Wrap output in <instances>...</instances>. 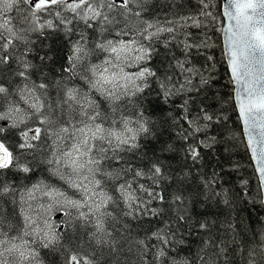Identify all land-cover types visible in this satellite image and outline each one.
I'll use <instances>...</instances> for the list:
<instances>
[{
    "label": "snow or ice",
    "instance_id": "6c2138e0",
    "mask_svg": "<svg viewBox=\"0 0 264 264\" xmlns=\"http://www.w3.org/2000/svg\"><path fill=\"white\" fill-rule=\"evenodd\" d=\"M158 3L167 9L163 18L154 11ZM184 8L183 0H0V121L5 122L0 125V176L8 171L31 173L27 155L35 158L37 148L46 147L49 151L40 162L72 193L43 183L17 189L14 182L0 179V202L13 206L11 212L0 207V264H45L42 250L58 257L57 264H126L125 245L127 252L133 251L131 222L143 216L158 218L163 208L151 205L164 204L165 197L156 188L164 182L184 184L190 175L187 164L188 172H173L156 154L153 142H160V153L177 152L174 143L161 138L179 125L180 151L192 165L202 161L203 148L217 143L208 129L227 117L210 112L203 103L195 114L191 107V93H200L212 79L191 66V57L202 55L200 49L209 45L203 39L196 42L188 31L206 27L202 17H215L208 11V0H198L195 12L185 13ZM13 12L16 16L10 15ZM223 14L229 21V67L240 118L264 179V0H225ZM61 35L69 54L61 78L50 84L43 68L54 57L49 52L41 55L35 45L40 37ZM173 46L182 58L171 51ZM161 48L171 60L158 74L151 63ZM77 78L84 86H69ZM194 78L197 87L192 86ZM153 81L158 85L156 99L150 98ZM176 97H182L179 115L164 108ZM10 132L17 137L14 146L8 143ZM145 157L146 169L133 162ZM201 182L205 200L221 195L212 187L215 174ZM37 193L47 203L34 206ZM186 199L179 191L169 202L179 213L177 229L192 220L187 209L180 211ZM53 211L67 219L53 224ZM10 216L19 217V223ZM193 226L210 228L207 220L193 221ZM176 234L166 222L146 239L136 240L140 259L147 264L151 254L154 264H190L169 256L174 244L183 243ZM153 240L157 243L150 244ZM261 240L264 261V236ZM227 251L220 247L213 264L227 260ZM256 254L249 251L248 264H256Z\"/></svg>",
    "mask_w": 264,
    "mask_h": 264
},
{
    "label": "trees",
    "instance_id": "16d2710c",
    "mask_svg": "<svg viewBox=\"0 0 264 264\" xmlns=\"http://www.w3.org/2000/svg\"><path fill=\"white\" fill-rule=\"evenodd\" d=\"M183 2L185 4V13L195 12L198 8V0H183ZM208 2L210 3L208 11L213 13L215 19L202 17L201 19L207 26L201 29L192 28L188 31L192 32L193 40L199 42L203 39L209 45L207 48L200 49V52L203 53L202 55H192L191 66L200 69L205 77L211 76L212 79L209 87L200 93H196L195 91L191 93L194 100L191 107L193 114H195L198 107L203 103L209 106L210 112H214L222 117L226 116L227 119H222L219 124H213L208 129V135L215 136L217 143L210 149L203 148V159L199 164L194 166L190 160L187 162L183 160V153L180 151L183 141L176 137V131L179 130V125L175 129L165 131L161 138V142L167 141L174 143L177 152L160 153V142H153L156 154L162 157L166 165L171 166L173 172L180 173L181 170L188 172L189 167L186 166L187 164L191 166L190 175L184 184H179L175 181L171 183L164 182L160 187L156 188V191H162L165 196L164 204L161 205L158 202H153L154 204L151 205H154L153 207L163 208L164 211L158 218L143 216L131 222L133 232L131 230L132 233L129 239L132 241L133 251L129 255V252H127L128 246L125 245L126 264H145L144 261L140 260V254L135 247V241L138 239H146L152 230L155 231L157 228H164L166 222H171L173 231L177 230L176 240H181V238L183 240L182 244H174L172 246L173 251H169V256L175 257L177 261L186 259L190 261V264H213L217 260V253H219L220 247H225L228 249L227 260L221 258L219 264H248V253L252 250H255L257 253L255 256L256 264H264V261L261 260L259 255V246L262 243L261 237L264 236V204L261 199L260 185L242 132V126L233 99V85L223 54L220 0H208ZM157 7L154 11L163 18L167 9L161 7L159 3ZM10 15L16 16V13L13 12ZM33 38L36 39V37ZM181 38L182 36H178V40ZM35 47L41 55L49 52L54 57V61L48 62L47 66L43 68V71L48 76V82L51 84L54 79H60L62 76L61 65L66 64V59L69 54L68 41L62 35L59 38L49 37L48 39H44L40 37ZM160 51L161 55L154 57L151 66L158 71V74H163L167 69L168 60H171V54L165 58L163 55L164 50L161 48ZM171 51L177 57L182 58L181 51L178 47L173 46ZM207 56H211L212 60H206ZM92 62H96L95 58H93ZM36 63L39 64V60H36ZM63 77L66 78L67 73H64ZM33 79L39 82L40 77L38 74H34ZM72 84L80 87L84 86L83 82L78 78L71 81L69 86H72ZM192 86H199L198 78L193 79ZM151 87L153 91L150 98L156 99L158 85L153 81ZM51 93L54 98L55 90L51 89ZM181 102L182 97L174 98L169 105L164 106L165 111L174 110V114L179 115L178 106ZM4 123L0 121V125ZM180 124H184L187 127L183 120L180 121ZM6 135L9 145L14 146L17 141L16 135L11 132ZM197 138H202V136L198 134ZM48 151L49 149L46 147H38L35 158H33L32 154L27 155V160L33 166L31 173L23 174L8 171L0 176V179L14 182V186L17 189H26L33 184L43 183L72 195L71 190L67 189L63 181L51 175L47 166L40 162L47 155ZM148 154V157L152 156L151 151H148ZM148 157H145L143 161L134 160L133 162L137 165L139 163V166L146 169L149 162ZM214 174L216 182L212 187L221 195L205 200L206 190L201 182V178L207 180ZM140 182L146 186L151 183L147 180H144V182L141 180ZM179 191H183V194L187 198L185 205L180 206V211L187 209L185 214H190L192 220L188 223L181 222L180 227L177 229L176 216L179 213L176 206H170L169 202ZM36 195L38 198L37 201H32L34 206L37 203L47 202L45 200L46 197H43L40 193ZM140 195L143 197L144 194L140 193ZM225 198L229 201L228 204L223 203ZM18 199L19 197L17 196ZM0 207L11 212L13 206L7 201H4L0 202ZM9 218L14 224L19 223V217L17 216H10ZM66 219V217L59 216L55 211L51 214V222L53 224H59L61 220ZM202 220L209 222L210 228L208 231H201L193 226V221ZM229 225L232 227L229 228ZM57 230L59 231V229ZM205 241H210V246H206ZM155 242L150 241L149 243L152 244ZM41 256L45 260V264H57L58 257L48 253L47 250H42ZM147 264H154L151 254L148 257Z\"/></svg>",
    "mask_w": 264,
    "mask_h": 264
},
{
    "label": "water",
    "instance_id": "95a60500",
    "mask_svg": "<svg viewBox=\"0 0 264 264\" xmlns=\"http://www.w3.org/2000/svg\"><path fill=\"white\" fill-rule=\"evenodd\" d=\"M224 5H225V0H221L222 13H223ZM223 16H224V14H223ZM228 24H229L228 18L226 16H224V24H223V29H222V44H223V50H224L225 58H226V61H227V64H228V68H229V71H230V74H231V77H232V72H231V69L229 67V55H228V46H227V37H226V30H227ZM232 79H233V77H232ZM233 84H234V98H235V102H236L237 107H238V102H237V99H236L237 85H236L234 80H233ZM242 124H243V131H244V134H245V138H246V141H247V144H248L249 137H248V133L246 132V126L243 123V121H242ZM249 150H250V154H251V157H252V152H251V148L250 147H249ZM252 160H253V162L255 164V167H256V170H257V173H258V176H259V179H260V184H261V188H262V195H263V201H264V179H262V177H261V175H260V173L258 171L257 162L253 158H252Z\"/></svg>",
    "mask_w": 264,
    "mask_h": 264
},
{
    "label": "bare ground",
    "instance_id": "6f19581e",
    "mask_svg": "<svg viewBox=\"0 0 264 264\" xmlns=\"http://www.w3.org/2000/svg\"><path fill=\"white\" fill-rule=\"evenodd\" d=\"M158 8V7H157ZM180 101V100H179ZM174 103V102H173ZM172 105V104H171ZM174 111V110H173ZM39 152V151H38ZM213 153V152H212ZM149 155V154H148ZM167 163V162H166ZM138 165H139V163H138ZM194 166V165H193ZM44 169H46V168H44ZM196 175H198V174H196ZM56 177V176H55ZM198 177V176H197ZM58 180V179H57ZM192 180V179H191ZM146 181V180H145ZM143 182H144V180H143ZM142 183V182H141ZM151 184V183H150ZM142 196V195H141ZM165 197V196H164ZM167 199V198H166ZM45 200H47V198L45 199ZM44 200V201H45ZM47 203V202H46ZM154 204V203H153ZM168 204V203H167ZM162 205V204H161ZM154 206V205H153ZM152 206V207H153ZM173 207V206H172ZM175 207V206H174ZM165 209V208H164ZM169 215V214H168ZM144 217H146V216H144ZM144 219V218H143ZM148 220V219H147ZM172 220V219H171ZM138 224H140V223H138ZM141 225V224H140ZM135 226V225H134ZM136 228V227H135ZM155 230V229H154ZM132 232H133V229H132ZM131 232V233H132ZM150 232V231H149ZM152 232H153V230H152ZM176 232H177V230H176ZM177 238V237H176ZM181 238V237H180ZM182 239V238H181ZM154 241V240H153ZM152 242V241H151ZM156 243V242H155ZM152 244H154V243H152ZM136 247V246H135ZM178 247V246H177ZM174 248V247H173ZM44 251V250H43ZM173 251V250H172ZM186 251V250H185ZM171 252V251H170ZM134 253V252H133ZM132 253V254H133ZM138 253V252H137ZM129 255H130V253H128ZM136 255V254H135ZM134 259V258H133ZM141 260V259H140Z\"/></svg>",
    "mask_w": 264,
    "mask_h": 264
},
{
    "label": "rangeland",
    "instance_id": "374dc122",
    "mask_svg": "<svg viewBox=\"0 0 264 264\" xmlns=\"http://www.w3.org/2000/svg\"><path fill=\"white\" fill-rule=\"evenodd\" d=\"M53 223V222H52Z\"/></svg>",
    "mask_w": 264,
    "mask_h": 264
}]
</instances>
